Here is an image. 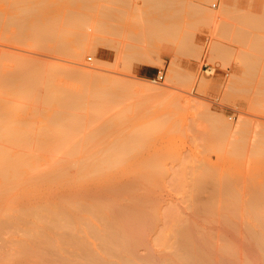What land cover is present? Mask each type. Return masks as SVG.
Listing matches in <instances>:
<instances>
[{
	"label": "rangeland",
	"instance_id": "rangeland-1",
	"mask_svg": "<svg viewBox=\"0 0 264 264\" xmlns=\"http://www.w3.org/2000/svg\"><path fill=\"white\" fill-rule=\"evenodd\" d=\"M146 1L0 0L1 79H4V76L7 78L11 75L15 77L11 73L14 69L17 70L18 65L16 68L15 66L20 58H28L34 62H44L45 65L49 66L48 72L50 74L48 79L49 84L43 87V89L45 87L49 89V91L45 89L47 95L50 93L54 99L58 97L55 95L63 94L66 96L70 93L75 97L76 102H79L78 104L81 103L80 106L85 109H89L88 107L92 102H95V104L98 103L97 101L105 103L98 98V93L100 91L102 93L104 87L112 89L115 92L117 87H119L117 85L118 81L122 79L149 81L150 85L157 88L155 89L156 91L147 90L142 92L130 86L127 91L118 93L120 97L116 98L117 101L115 102L117 104L113 103L114 105L116 104V107L113 104L109 106H113L114 108L113 112H111L112 110L109 111L111 116L106 111V109H111L109 107V109L106 108L109 102L105 103L106 105L104 104L105 107L103 108L107 114L102 110L99 111H102L104 115L106 114V118L104 119L103 117L106 122L110 121L97 134L92 135L94 133L92 131L91 138L85 145L86 149H90L89 151L93 152L101 146L111 144V142L114 143V140L117 141L116 139L122 140L126 137L129 140H136L137 144L132 145L131 152L127 158V170L129 172H127L125 177H122L120 180L119 178H115L114 180L116 181L113 180L114 182L108 183V179H99L95 174L86 176L83 179L75 178L69 182H56L37 187L26 185L28 189L23 194V191L19 192L21 194H15L19 190L9 193L12 189L7 186L8 188L4 189V191L0 190V193L2 192L1 195L4 196L9 191L7 195L10 194L11 196L8 199L6 197L0 198L3 200L4 198L7 199L0 202V217L5 221V217L11 216V213H14L17 207L19 208L22 201L24 203L27 200H32L27 202L29 204L31 202L32 208H35L34 205L37 204L38 197L45 202V199H47L50 204H47L48 208L57 204L62 206L61 203L64 205L67 203L68 205L73 201L71 203L73 209L68 205L71 208L70 211L73 212L77 209L78 213H73L72 217L73 215H77V217L73 218L82 220V216H84L89 220H85L89 225L88 227L94 224L100 230L96 232H101L100 234H102L106 232V229L102 228L106 223L105 225L102 222L100 224V216L98 217L96 213H93L95 211L94 206H98L97 204L100 201L99 206L110 201L112 202V206L115 204V208L117 206L119 208L120 205L123 206V203L124 205L130 203L134 195L136 197L139 195L144 204H147L148 200L152 202V198L158 199L156 202L153 201V204L154 202L155 204L158 202V208L157 206L154 208L151 203V211H155L153 215L156 217L153 216L154 218H152L148 205L149 210H147L154 222L148 228L149 230L152 227L155 229L152 228L153 230L149 231L147 235L148 239L146 240L148 247H146L154 257H159V264H171L173 261L171 255L177 247V241L180 239V236L177 235V233L179 234L178 228H181L179 227L181 224L184 226L188 218L187 223L194 224V229L192 226V233L189 232V235L191 233L193 237L196 236L195 238L205 236L210 239L214 243V250L216 249L215 251L213 250V256L219 257L217 255H219L220 246L228 248L236 247L241 259L236 258L235 262H238V264H264L261 250L255 246L253 241L251 242L252 238L250 237L251 233H256L259 230L257 226L258 222L255 221L252 213L247 208H242L243 206L240 202L232 206L231 203L229 207L228 204L230 202L227 200V198L230 199L229 197H232L230 200L234 199L233 197L238 198V201L239 198L246 200L249 196V198L251 196L257 197V195L261 197L260 194L264 196V0H211L210 2H208L209 0H181V3L178 2L179 5L176 2L178 0H175V7L177 8L174 11L178 12H174L178 14L175 15V36L169 38L168 41L165 39V44L168 46L165 50H160L156 47L143 49L154 54L160 62L156 65H142L136 61L137 52L141 49L133 45H147L146 40L135 38V35H138L142 31V27L146 22H144V19H148L149 16L147 15H151L149 12V1H147L148 3ZM171 1L167 0V4ZM172 4L174 3L171 2ZM198 6L207 7L206 9L209 10L211 15L208 13L209 16H206L197 11L196 8ZM145 7L148 8L146 9ZM169 7L170 10L171 8L173 10L174 5ZM167 9L165 14H169L166 17L169 19L171 17L170 13L173 12L172 10H168L170 11L168 13ZM252 13L256 14H254V18H252V15L251 19L250 14ZM154 17L153 15L152 18L154 19ZM171 18L169 22H167L168 20H164V22L170 23ZM36 25L40 28L35 27ZM99 25L103 26V29ZM86 43L89 44L85 46ZM180 43L186 44L187 48L183 46L186 49L180 50L182 45L179 48ZM145 47H148V45ZM139 67L155 71L149 73L147 76L139 75L137 73ZM70 69L93 72L96 75L104 77V79L106 78V82L101 81L102 84H98L100 81L95 82L93 80L95 84H98L95 85L90 79V84L88 83L89 80L88 82L81 80L84 82L82 83L79 79L77 80L63 73ZM161 73L163 74V79L158 80L157 76ZM13 77H11L13 81L9 77L8 80H5L9 83L3 82V85L0 84V112L5 110L4 113L8 117L4 113L2 115L3 117L5 116V119L8 118V123L15 124V122H22L25 125L26 122L27 125V122H29V124H32L31 127L34 125L37 128L43 127V125L47 124L48 116L51 113L53 114L54 109L55 111L62 109L61 107L59 108V105L57 107V104H47V100L50 99L49 96L45 101L47 106H50V109L46 108L47 106L43 105V102H40L42 96L38 97L39 100L35 96L37 101L35 104H32L33 107L39 101V105L42 104L43 106H40L49 112L46 113L44 109L40 108L41 111L38 114V108L37 114H34L33 110L35 109L30 105L31 96L28 99L30 104L27 103V96L30 93H25L27 97L25 98L26 102L23 99L24 97L22 98L24 102L20 101L21 98L20 100L18 99V102L14 99L18 93H14L15 87L13 85H16L17 90L16 80L18 78L16 79L15 77L13 79ZM46 81L38 83L44 85ZM38 83L35 89L33 88L37 93L38 91H43L38 90L37 85L38 87L42 85ZM9 84H13L11 86H13L14 91L12 87H9ZM91 84L94 85L92 86ZM63 97L60 96L59 99ZM43 98L41 101L46 99ZM52 98L49 100L50 102L54 101ZM10 100L11 106L6 102H10ZM32 102L34 103V99ZM61 103L63 104V102ZM93 105L92 108H94ZM104 105L101 104L100 106ZM120 106L124 109V112ZM55 107L59 109L56 110L57 108ZM101 107L100 109H103ZM92 108L90 107L91 110L89 109L88 112L93 111ZM115 108L121 109L122 115L119 113L120 110H116ZM87 109L77 112L83 113L85 117L84 119L82 114H80V117L84 119V123L81 122V124L86 126V121H88L87 127L89 126V128H93L91 130H94L95 127L93 126L95 124L93 125V121L95 119L91 120L93 119L92 114L94 112L91 114L92 118L90 117L91 119H89L87 117L89 115ZM42 110H44L43 113ZM96 113H94V117H97L98 120L96 119L94 122L98 125L100 121H104L101 119V116H99V121L97 114L101 113ZM67 118L68 115L66 116ZM87 118L88 120H86ZM5 119L2 121H7ZM56 128L57 130L63 129L62 126H57ZM81 128L74 139L81 137L83 133L85 134L83 137H87V132L90 135V131L85 129L86 127L82 125ZM231 129L232 132L235 131L236 133H230ZM85 130L88 131L86 132ZM238 141V146H235ZM241 141L243 142L240 147L242 153L239 150H234V148H239ZM243 145L247 146L246 150L243 149L245 148ZM261 150L263 154H261ZM78 156L80 157V155ZM72 158L73 160L77 159L74 156ZM40 163H37L36 166ZM71 166H74V162L71 163ZM117 170L119 169L117 168ZM85 182H90L88 184L91 187H93V184L99 187V191L100 189L102 191L106 189L107 191H115L118 190L122 183L130 184L132 188L129 190L134 192V195L131 192L128 193L130 195L115 193L112 197L107 194V196L111 197V199L108 197V201L106 195L103 198L102 192L97 193L98 197L95 193L90 195L85 194L86 196L83 195V197L82 193L79 197H76V194L74 195L78 199H72L73 196L71 197L69 191L78 185L80 186V184L83 185ZM67 192L71 199L66 194ZM13 193L15 194L14 196ZM139 193L143 196H140ZM28 196H31L33 199L35 197L36 202L33 199H27L26 197ZM209 196L214 198L213 200L216 199V202H212L211 207H209L210 210L206 212L201 205L212 199L208 198ZM82 197L90 203L88 201L87 203ZM88 197L91 198L88 199ZM218 197L220 198L219 201L223 199L225 202L223 204L218 202ZM139 198L136 200L137 203L134 202L135 198L133 202L138 204ZM82 200H84V203H82ZM198 200L201 203H198ZM234 201L236 200L234 199ZM41 202H38V205ZM91 202H95V205ZM23 203L20 205V207H23L22 210L27 204L24 203L23 205ZM44 204L46 206V203ZM83 204H88V206L90 204V207L93 205L92 208L94 209L88 208V206L86 207ZM59 205L56 207L58 208ZM77 205L86 207L87 209H83L85 212H90L92 209L91 213L86 214L83 212L84 214L81 215L78 210L79 206ZM22 210L19 213L17 209L15 216L22 217L21 215L24 214ZM101 210L104 213L106 211H104V208ZM98 211L97 213L100 215ZM13 213L12 217L15 214ZM93 214L94 216L92 217ZM105 214L112 217L109 212ZM14 217L11 220H15L16 218ZM24 217L23 215L22 218ZM95 217H98V220ZM111 217L105 218L110 221L112 220ZM22 218L20 219L22 220ZM8 219L9 217L6 220L9 221L8 225L6 221L4 223L2 219L0 220L3 222V225L0 227L6 230H4V233L10 232L8 233L9 235L7 234L8 236H4L5 234L2 233L3 231L0 228V234L2 233L3 235L1 234V236L6 237L5 239L9 237L12 239L16 235L20 236V233H23L21 231H24L28 225L26 224L28 223L26 219L30 220L32 218L25 217L23 222L25 221L26 223L24 224L17 217V220L23 224L24 230L23 227L19 226H22V224H18L17 222L16 225L18 224L19 227L15 229V223L12 224L10 219ZM79 219L75 223L83 229L87 224L84 223V219L82 220L83 222L79 221ZM107 220L103 219V222ZM110 222L112 223V221ZM10 223L14 225L13 228L15 230H18L15 234L12 232L13 229L10 230L12 227L8 229ZM6 226L9 227L7 228ZM33 226L31 230L34 229ZM37 226L40 227L41 222L38 221ZM37 226L35 230H38ZM19 228L22 230L19 231ZM69 228L66 231L65 227H63L59 232L63 230V232H69ZM15 230L13 231L15 232ZM85 230L87 231V227ZM76 231L77 229L71 232ZM1 236L0 254L2 255L4 251L8 249L6 251L8 252L13 246H11L10 240L8 244H4L7 240H3L4 238H1ZM4 245H7L5 246L7 248ZM8 245H10V248H8ZM196 245L198 246V243ZM14 247L16 248V246ZM68 247L67 250H70V252L79 250L76 245L75 248L72 246ZM143 248L144 250L142 251ZM140 249L142 252H139L144 254L146 248L140 247ZM11 250L13 251V249ZM40 250L37 251L40 252ZM240 250L244 251L245 254L240 252ZM146 254H150L149 251ZM1 255L0 264H10V260L13 261L11 264H16L17 258L23 261H17V264L26 262L20 255V257L14 255L17 256L16 258L6 253L5 255H8L10 260L6 256ZM153 256L152 258H154ZM11 257L14 259H11ZM170 257L172 258L170 259ZM36 258H33L34 261L31 259L32 261L30 260L26 263L35 264L39 260V257ZM6 260H9V263H6ZM136 262L144 264L141 260L140 262ZM58 263L61 264L63 262L59 261Z\"/></svg>",
	"mask_w": 264,
	"mask_h": 264
},
{
	"label": "bare ground",
	"instance_id": "bare-ground-1",
	"mask_svg": "<svg viewBox=\"0 0 264 264\" xmlns=\"http://www.w3.org/2000/svg\"><path fill=\"white\" fill-rule=\"evenodd\" d=\"M147 1H149V3ZM147 1L146 2L148 3V5L150 7L148 5L147 6L149 7V9H150L149 12L152 16L147 15L149 17L146 20L144 19V22L145 21L147 22L150 18L152 20L150 19L147 23L145 22V24L142 27L141 33H139L138 35H135V38L146 40L148 47H145L147 45H145V46L133 45V46L141 49L140 51L137 52V56H136V61L139 64L156 65V64H159V62H160L156 58V56L154 54L150 53V51L147 52L143 49H145V48L149 49V48L156 47V48H159L160 50H165L168 47L165 44V39H167V41H168V39L174 37L175 33H176L175 32L176 31L175 15L178 12L174 11V9L176 10V8H177V7H175L176 6L175 3L177 2V5H179V3H181L184 0H182V1L178 0L176 2H175V0L174 1L170 0L172 3H174V4H172V5H174L173 10L171 8L172 12L173 13L177 12L174 14L170 13V16L172 17V18L169 17V19L171 18L170 23H167V22H169V19H167L166 17H168L169 14H165L166 13L165 11L169 6L172 7L171 2H168V4H167V0H147ZM210 1L211 0H209L208 2H210ZM206 8L207 7H205V6L204 7L198 6L196 8V10L201 12L203 15L207 16L208 13L211 15L209 10ZM168 10H170V7H169V9H167V11ZM170 11H168V13ZM145 13L147 14L146 10H145ZM164 14H165V16H164ZM254 14H256V13H254ZM254 14L253 13L250 14L251 15V16L249 15L250 18L252 17V15H253L252 18H254V16H255ZM153 15L155 16L154 19L152 18ZM164 20H168V21L164 22ZM35 27H37V25ZM98 27H96V28L100 29ZM100 27H102V29H103V26H100ZM37 28L39 29L40 27L38 26ZM88 44L89 43H86L85 46H87ZM180 45H181L180 50H182V49L184 50L185 47H183V46H186V44L183 45V43H180L179 48H180ZM186 48H187V46H186ZM17 65H18V67H17ZM16 67H17L18 72L16 69H14L13 72L15 70L16 71L14 73L12 72L11 74H14L16 79L18 78V80H19V81L16 80L18 89L16 90V85H13V84H11V85H13L15 87V91H14L13 86H11L10 84H9L10 85L9 87L10 88L12 87L14 93H18L17 97L14 98L17 100V102H18V99L20 100V98H21L20 101L24 102V100H25V102H26L28 99H30V96H31V99L32 100L34 99V103L32 102V100H30L31 104H30L29 100L27 101V103H29L32 106V108L35 109V110H33L34 114H37L36 111H38V108H39L38 114H40V111H41L40 108L44 109L40 106L42 104L39 105V103H38L39 101H38L36 103V105H34V107H37V108H34L32 104H35L37 99L39 100L38 97L42 96L40 98L42 100V98L44 96V98H46V99L43 98L44 101L40 100V102H43V105L47 106V104H49V103L50 104L52 103V105L57 104V107L59 105V108L61 107L62 111L58 110L59 108L55 107V108H57L56 110H58V111H55V109H54L53 114L51 113L50 116H48V122L46 125H43V127L40 126L38 128H37V126L34 125L37 128V130L34 126L31 127L32 124L31 123L29 124V122H27L28 123L27 125H26V122H25V125L22 122H15V124L14 123L10 124V123H8V118L5 119L4 118L5 116L3 117V115H2V113L5 112V110L3 112L2 111L0 112L1 113V115H0L1 116L0 117L1 118L0 119V190L1 191H4V189L8 188L7 186H9L12 189V191H10V192L8 191L9 193H12V192L19 190V191L15 192V194H17L21 191H23L22 192V194H23L24 191L28 189V186H26V185H31V186L37 187L39 185H47V184H52V183H56V182H69L75 178H82L83 179L86 176L95 175V174L97 175V177L99 179L100 178L101 179H103V178L108 179V183H110L115 178L116 179L119 178V180H120V179H122V177H125L127 175V172H129V170H127L128 169L127 158H128L129 153L131 152L132 145L137 144L136 140H129L126 137H124V139H122V140L116 139L117 141L114 140V143L111 142V144L101 146L100 148H98L97 150H94L93 152L89 151L90 149H86L85 145L87 144V142H89V140L91 138L90 137L91 133L94 132L92 135L97 134L110 121L109 120L108 122H106V120H104L106 118L105 115L107 114L106 111H108V115L111 116L110 115L111 113L109 111L112 110L111 112H113L114 108H113V106L112 107H109V106H111L115 101H117L116 100L117 97H120V94L118 95V93H123V92L127 91V89L130 86L134 87L138 91H142V92L147 91V90H155V89H157V88H155V86L150 85L151 83L149 81H141V80L136 81L134 79L133 80L122 79L121 81H118L117 85L119 87H117V90L115 92L112 89H108V88L104 87L102 93H101V91L98 93V95H99L98 98L101 99L102 102H105V103L109 102V105H107L106 108L109 107L111 109L107 110L105 108L106 109V111H105L103 107H105L106 104L101 103L99 101H97L98 103L96 102L97 104H95V102L94 103L92 102V104L88 107L90 109V107L92 108L93 104L95 105V106L93 105V107H94V108H92L93 111H89L90 113L88 112L89 109L86 108L88 114L90 115V116L87 115V117H89V119L92 118V116H91L92 112L96 113L98 111L97 113H99V112L101 113L102 111H104V113H106L105 115L103 112H102L103 115H102V113L101 114L96 113L98 117L101 116V119L104 122H106V123L101 122L100 117H99V121H100V122L98 121L99 126L94 122V121H96V119L98 120V118L94 117V113L92 114L93 119H91V120L95 119L93 121V125L94 124L95 125L93 126L91 124V126L95 127V129L91 130L93 128H91V127L89 128V126L87 127V123L89 124L88 121H86V126L84 124H81V122L84 123L85 117L83 116V113H79L77 111H83L86 109L83 108L82 106H80L81 103L78 104L79 102H76L77 100L75 99V97L73 95H71L70 93L69 94L66 93L67 94V95L65 94L66 96H64L63 94H61V95L58 94V95H55L58 97H55L56 99L55 98L53 99L52 98L53 96H51L50 93H48V95H47L46 90L49 91V89H46L47 87H45L46 90L43 89V87L45 85L49 84L48 79H49L50 74L48 72V69H49L48 65H45L44 62L40 63V62H34L33 60H30L28 58H20V60L16 64L15 68ZM96 68H100V67H96ZM63 73H65L69 77L76 78L77 80L79 79V81L85 80L86 82H88V80H89V82H88L89 84L91 83L90 79L94 84H95V82H98V81H100V82H98V84L99 83L102 84L101 81L106 82V80H105L106 78L104 79V77L96 75L95 73L90 72V71L87 72V71H81V70L79 71V70L70 69V70H66ZM0 74H1V72H0ZM15 74H17V75H15ZM93 74H95V75H93ZM0 76L2 77V75H0ZM4 77H5L4 79L2 78L3 80L0 78L1 79L0 82H2L0 84H2V85L4 84L3 82L9 83L5 80L6 79L8 80L9 77H10V80H12L11 77H13V76L11 75L8 78L6 76H4ZM15 77H13V79H15ZM157 77L158 78L161 77L163 79V74L161 73ZM42 79L43 80L45 79L44 81L47 80L46 84L43 85L42 83H40V84L38 83V82H44ZM83 81H81V82L84 83L85 81L84 82ZM37 83L39 85L42 84L41 87H38V85H37L38 90H43L42 92L38 91V93L41 92L40 93L41 95L40 94L38 95L36 90H33V88L35 89ZM94 84H91V85L93 86ZM98 84H95V85H98ZM83 85H85V84H83ZM86 85H87V83H86ZM34 91H35V93H34ZM25 93H28V94L30 93L27 96L28 98L26 97ZM14 95L16 96V94H14ZM35 96H37V99L35 98ZM48 96L50 97V99H48L49 98ZM60 96L61 97L64 96L62 99L60 98L61 101L59 99ZM95 97H97V96H95ZM25 98H27V100ZM51 98L54 101L50 102L49 100H51ZM45 100L48 101L47 104H46ZM56 100L59 102V104ZM6 102L8 104H10L11 100H10V102L9 101H6ZM61 102H63V104ZM74 102H76V103H74ZM7 103H6V105H7ZM60 103H61V106H60ZM100 103L103 105L105 104V105L101 107ZM11 104H10V106H11ZM116 104L115 105L113 104L114 107H116ZM37 105H39V106H37ZM7 107H8V105H7ZM49 107L50 106H47L46 108H49ZM100 107L103 109H100ZM117 107H119V106H117ZM120 108H121V106H120ZM121 109H116V110H120L119 113L122 115V113L124 112L123 111L124 109H122V111H123L122 113H121ZM1 110H3V109H1ZM44 110H42V113ZM99 110H102V111H99ZM116 110H114V111H116ZM44 112L48 113L49 111L47 112V110H45ZM84 113H85V111H84ZM80 114H82L84 119H82V117H80ZM4 115H6V117H8L7 114L4 113ZM65 115L66 116L68 115L67 119H66ZM108 115H107V117H108ZM118 116H120V115H118ZM64 117H65V121H64ZM103 117H104V119H103ZM4 119L7 121L3 122L2 120H4ZM81 119H82V121H81ZM108 119H109V117H108ZM86 120H88V118ZM100 123H101V125H100ZM82 125L84 127H86L85 129H88L90 131V135H88V133H89V132H87L88 130H85L87 132V134H86L87 137H83V136H85V134L83 133L84 135L82 134L81 137H77V139H74L75 136L82 129L81 128ZM57 126H62L63 129L57 130V128H56ZM34 130H36V131H34ZM230 133L234 134L236 132L235 131L232 132V129H231ZM239 141L236 143L235 146H238ZM241 143L243 144V142L241 141L239 148L238 147H237V149L234 148V150H236V151L239 150V152H241V149H240ZM243 146H245V145H243ZM246 147L247 146H245V148H243V149L246 150ZM239 152H237V153H239ZM263 152H264V148H263ZM261 154H263L262 150H261ZM78 155H80V157ZM73 156H74V158L77 157V159L76 160H73V158L71 159V157H73ZM39 162H41V163L43 162V163L42 164L40 163L39 165L36 166V164ZM72 162H74V166H71ZM118 166L119 167L123 166V167L119 168ZM117 168L119 170H117ZM73 175L74 176L77 175V176L74 177ZM114 181H116V180H114ZM1 183H2V185H1ZM88 183H90V182H85V183H83V185L80 184V186L78 185L79 187L76 186L75 188L71 189L69 192L71 194V197L73 196L72 199L79 197V195L82 193H83L82 196L83 195L86 196V195H90V194H94V193L97 194V193L102 192L103 198L106 195V198L108 200L109 198L111 199L112 195L114 196L115 193H117V194H119V193L128 194L129 192H131L129 189L132 188L130 184H129L130 185V187H129V185H127L126 183H122V185L118 188V190H115L116 192L114 190L113 191L109 190L110 191L109 192V191H107V189L105 191H102L100 189V191H99L98 190L99 187L95 186L94 184H93V187H91V185ZM18 187H19V189H18ZM105 187H107V186H105ZM108 187H109V185H108ZM8 192H7V194H8ZM1 193H0V195H1ZM136 193H138V192H136ZM7 194H5V195H7ZM15 194L13 193V196ZM19 194H21V193H19ZM66 194H68V192ZM75 194H76V197L74 196ZM107 194H109L111 197L109 195L107 196ZM131 194L134 195V192H131ZM5 195L4 196L1 195L0 198L6 197L8 199L11 196L10 194L7 196H5ZM128 195H130V194H128ZM260 195H261V197L259 195H257V197L251 196V198H249L250 197L249 196L246 200L244 198H239V200L242 199L240 201L239 200L237 201L238 198L236 199L235 197H233V198L236 201H234V199L230 200L232 197H229L230 199L227 198V200L230 203L227 202V200H226V202L229 203L228 204L229 207H230L231 203H232L231 204V206H232L233 204L240 202V204H242V206H243L242 208H247L252 213L255 221L258 222L257 226H258L259 230L257 232L254 231L256 233L250 234V237L252 238L251 242L253 241L255 246H257L258 249L261 250V252L263 254V258H264V196L262 194H260ZM25 196H27V195H25ZM68 196L70 197L69 194H68ZM121 196H123V195H121ZM140 196H143V195L140 194ZM30 197L28 196L26 198L27 199L28 198L33 199L32 197L31 198ZM71 197H70V199H71ZM95 197H96V195H95ZM97 197H98V194H97ZM90 198L91 197H88V199H90ZM134 198H135L134 202H136V200H138V198H139V195H138V197H136L134 195ZM134 198L132 197L130 203H128L127 205H124V203H123V206L120 205L122 207L119 206V208H118V206L115 208V206H114L115 204L113 205L114 206L113 207L112 202H110L109 200H108L109 203H107V202L103 203L104 205L101 203L102 205H100V206H99V203L101 201L98 202V204H97L98 206H94L95 209L92 208L93 205L90 207V204H89V206H88V204L87 205L85 204L86 207L88 206V208L90 207V208L95 210L93 212L94 214L96 213L98 215V217L100 216V218H99L100 224L104 223L103 225H105V223H106V225H107L106 228H105L106 225L105 226L102 225L103 226L102 228L106 229V232H103V229L101 228V230L103 232L102 234H100L101 232L100 233L96 232L97 230L98 231H100V230H99V228H96L97 226H95L94 224H91L90 225L91 227H88L89 225H88L87 221H89V220H87V218H85L84 216H82V218L83 219L85 218V219L84 220L82 219V220L83 221L87 220L84 222L85 224H87L86 225L87 231L85 230L86 227H84L82 229L81 226L76 225L75 222H77L76 220H78L79 218L74 219L75 217H77V215L76 216L73 215V217H74L73 218L72 214L75 212L78 213V211H77V209H75V211L72 212V211H70L71 208H69V206H68V205H70L72 207L71 203L73 201L72 202L70 201L71 203L68 205H67V203H65V205L63 203H61L62 206L57 204L55 206L53 205V207H51V208L50 207L48 208L47 206L50 204L48 203L47 199H45L46 200V202H45L43 199L38 197V202H41V200H42L41 203H43V202L46 203V206L44 203L43 204L40 203L38 205V202L35 201L36 199L34 197L33 201L37 203V204L35 203L36 205H34L35 208H32L33 205H31V202H30V204L27 202V201H32V200H27L26 202H24V203H27L25 205L26 207L22 210L23 207H20V205H22L23 201L21 200L22 203H20L19 208L15 207L16 208L15 212L17 211V209H18L19 213L22 210V213H24V214L21 213L22 217L24 215L26 218L30 217L32 219H30V220L26 219V222L28 221V223H26L25 221L23 222V220H25L24 219L25 217L22 218L20 216H15L16 215L15 212H14L15 214L13 212L12 213L14 214L13 217L15 216L14 218H16L15 219L16 221L11 220V219H13L12 213H11V216H7V217H9L10 222H12V224L15 223L14 224L15 227L11 223H10L11 225L9 224L10 227L8 226L9 228L6 226L8 229H10L12 227L10 230H12V229L15 230L19 226L22 228L23 224L20 222H23L24 224L26 223L28 225L27 226L24 225V226H26V228L24 230V227H23L24 231H21L23 233H20L21 234V235L19 234L20 236H18V235H16L15 237L13 236V238L11 237L12 239H10V237L7 239H5L6 237H2L1 234L2 233L5 234L6 232L4 233L5 229L3 230L2 227H0L2 229V230L1 229L0 230L3 231L0 234L1 238H4L3 240H7L6 241L7 243L5 242L4 244H8V241L10 240V242L12 244L11 246H13L11 249H13V251H14L13 252L10 249L12 253L10 252V250L8 252H6L8 250L7 249L6 251H4V254H2V255L6 256V258H8L10 255L11 256L18 255V257H20V256H21V258L23 257L24 260H26V262L30 261L33 258L37 259L36 257H39L38 261L35 260V261H37V262H35V264H60V263H58L59 261L63 262L61 264H134V263L138 264V262H136V261L140 262V260L143 261L144 264H159V261H158L159 257L153 256V254L147 248L148 246H147V241H146L148 239L147 235H148L149 231H152L153 230L152 228H154V227H152L151 228L152 230L151 229L149 230V228L151 227L150 225L154 224L153 219H151V216H152V218L156 217L153 215V213L155 211L154 212L151 211V209H152L151 205L153 204V201L156 202V201H158V199L152 198V200H153L152 202H150L148 200L147 204H144L143 200L141 198H139V203L136 204L137 202L136 203L133 202ZM208 198H212V197L209 196ZM7 199H5V198H4V200L0 199V202L5 201ZM23 199H25V198H23ZM76 199H78V198H76ZM83 199L85 200V198H83ZM213 199L214 198H212L209 202L204 203V205H201L204 207L203 210H206V212H208V210H210L209 207H211L212 202H214L216 200V199L215 200H213ZM219 199L220 198L218 197V202H220L221 204H223V202H225L222 199V197H221L222 201L221 200L219 201ZM84 200H82V203H84L83 202ZM94 201H96V200H94ZM206 201H208V200H206ZM148 202H150V203L148 204ZM155 202L153 204V207L155 208L157 206V208H158V206H159L157 204L158 202L156 204H155ZM24 203H23V205H24ZM91 203L92 204L94 203V205H95V202H91ZM198 203H201V202H199V200H198ZM30 205H31V207H29ZM41 205H42V207H41ZM58 205H59V207L57 208L56 206H58ZM83 205H80V206L77 205V206H79L78 210H79V213L81 215L84 214L83 212H85V211H83V209L86 208V207H84L85 205L84 206ZM148 205H149L150 213L152 215L149 214ZM36 206H37V208H36ZM77 206H76V208H77ZM81 206H83V207H81ZM99 207L101 209L104 208V211L105 210L107 211V212L105 211V213H108V212L111 213L112 217L107 216L108 214H105L103 212V210H101ZM0 208H1V206H0ZM20 208H21V210H20ZM199 208H200V206H199ZM72 209H73V207H72ZM201 209H202V207H201ZM91 210H90V212L88 211L85 213L86 214L91 213ZM197 210L200 211L199 209H197ZM97 211L100 213V215L97 213ZM101 211H102V213H101ZM68 212L69 213L72 212V213L69 214ZM94 214L92 215V217L94 216ZM17 215H19V214L17 213ZM48 215H49V217L47 218ZM7 217H5L6 220H7ZM17 217H18V220L20 218H22V220L20 219L21 221L19 220L20 221L19 222L17 220ZM98 217L97 218L95 217V218L98 220ZM105 217H108V218L111 217L112 220H110V221H112V223L109 220H107V218H105ZM46 218H47V220H46ZM1 219L5 223L6 220L4 221V219L2 217H0V220ZM103 219L104 220L106 219L107 221L103 222ZM155 219H154V221H155ZM185 219H187V218H185ZM73 220H74V222H73ZM82 220L79 219V221H82ZM90 220H91V218H90ZM188 220H189V218H188ZM188 220H187V222H188ZM2 221H0V226L3 225ZM38 221L41 222L40 227L37 226ZM68 221H70V222H68ZM6 222L8 225L9 221H6ZM16 222L18 224H22V226L21 225L18 226V224L16 225ZM92 222H93V220H92ZM187 222L184 223V226L181 224L179 226L181 228H178L179 234L177 233V235L180 236V239L176 243L177 247L175 248L174 252H172L171 256L173 258L170 257V259L171 258L173 259L175 264H238V262H235V261H236V258L240 259L239 258L240 253L238 252V249H236V247L228 248V247H224V246L221 247L220 246V249L218 252L219 255H217L219 257L213 256V250L215 247L213 245L214 243L205 236H203V237L199 236V238L198 237L195 238L196 236L193 237L191 235V233H192L191 230H192V226L194 224H188ZM49 223H50V225H49ZM32 224L33 225L35 224V225L33 226ZM67 224H69V225H67ZM80 224H82V223H80ZM32 226L34 228L33 229L34 231L31 230ZM36 226L38 227V230H35V229H37V228H35ZM63 227H65L66 231L68 230L67 228L70 227L69 232L65 231L66 234H65V232H63L64 230L62 232H59L60 229H62ZM76 229H77L76 232H71L72 230L75 231ZM193 229H194V226H193ZM13 230H12V232L14 234L16 233V231H18V230H15V232H14ZM20 230H22V229L19 228V231ZM189 232H191L190 235H189ZM8 233H10V232H8ZM90 233H92V234H90ZM184 233H186L187 235ZM7 234H5L4 236H6ZM93 234H95L96 237H94L95 235H93ZM10 236H12V235L10 234ZM90 236H92V237H90ZM93 237H94V239H92ZM196 243H198V246L196 245ZM70 245L74 248H75V245H76V247L78 246L79 250L75 249V250H77L76 252L74 250L73 251L71 250L72 252H70V250L68 251L67 247ZM5 246H7V245H4V247ZM9 246L10 245H8V248H10ZM14 246H16V248ZM44 246H45V248H44ZM108 246H110V247H108ZM70 247H68V248H70ZM140 247H145L147 252L149 251L150 254H146L147 252L145 250L144 254L142 253L143 254L142 255L141 252L144 250V248L141 251ZM5 248H7V247H5ZM4 249H2V250H4ZM39 249H41L40 252L37 251ZM0 250H1V248H0ZM139 251H141V252H139ZM240 252L244 253V251H241V250H240ZM6 253L9 256L5 255ZM64 253H66V254L64 255ZM151 255L155 259L152 258ZM14 257L17 258V256H14ZM16 258H15V260H16ZM3 259H5V258L3 257ZM11 259H14V258L11 257ZM9 260H6L7 262L6 261L5 262L9 263ZM17 261L20 262L22 260H20V259L18 260V258H17V260L15 262L16 264H17ZM33 261H34V259H33ZM11 262H13V261L10 260V264H11ZM26 262H24L23 264H27ZM172 262H171V264H172ZM141 263L142 262H140V264Z\"/></svg>",
	"mask_w": 264,
	"mask_h": 264
},
{
	"label": "crops",
	"instance_id": "crops-1",
	"mask_svg": "<svg viewBox=\"0 0 264 264\" xmlns=\"http://www.w3.org/2000/svg\"><path fill=\"white\" fill-rule=\"evenodd\" d=\"M155 70H150V69H148V68H145V67H139L138 69H137V73L139 74V75H144V76H147L149 73H151V72H154Z\"/></svg>",
	"mask_w": 264,
	"mask_h": 264
},
{
	"label": "built area",
	"instance_id": "built-area-1",
	"mask_svg": "<svg viewBox=\"0 0 264 264\" xmlns=\"http://www.w3.org/2000/svg\"><path fill=\"white\" fill-rule=\"evenodd\" d=\"M89 59H90V58H89ZM158 80H162V78H161V77H159V78H158Z\"/></svg>",
	"mask_w": 264,
	"mask_h": 264
}]
</instances>
